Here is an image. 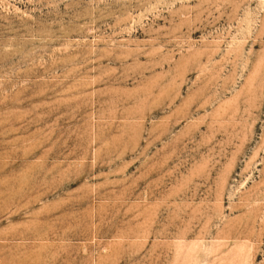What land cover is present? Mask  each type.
Returning a JSON list of instances; mask_svg holds the SVG:
<instances>
[{
    "label": "rangeland",
    "instance_id": "rangeland-1",
    "mask_svg": "<svg viewBox=\"0 0 264 264\" xmlns=\"http://www.w3.org/2000/svg\"><path fill=\"white\" fill-rule=\"evenodd\" d=\"M0 264H264V0H0Z\"/></svg>",
    "mask_w": 264,
    "mask_h": 264
}]
</instances>
